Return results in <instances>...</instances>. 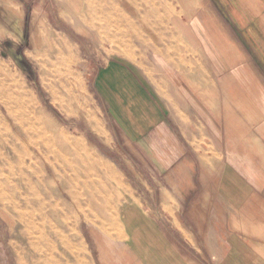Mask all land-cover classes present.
<instances>
[{
  "label": "rangeland",
  "instance_id": "rangeland-1",
  "mask_svg": "<svg viewBox=\"0 0 264 264\" xmlns=\"http://www.w3.org/2000/svg\"><path fill=\"white\" fill-rule=\"evenodd\" d=\"M126 1H87L92 28L77 18L80 0H0V264H29L21 229L41 264H131L118 211L138 193L151 197L158 175L96 92L105 63L138 65L176 115L186 111L189 135L202 130L207 146L220 129L264 170V26L231 17L240 55L211 37L196 45L189 28L202 0Z\"/></svg>",
  "mask_w": 264,
  "mask_h": 264
},
{
  "label": "crops",
  "instance_id": "crops-1",
  "mask_svg": "<svg viewBox=\"0 0 264 264\" xmlns=\"http://www.w3.org/2000/svg\"><path fill=\"white\" fill-rule=\"evenodd\" d=\"M202 1L189 28L198 47L208 48L211 37L239 53L244 42L234 20L241 12L252 15L245 27L264 26V0ZM95 88L125 140L158 175L151 197L138 193L118 211L131 264H264V170L254 168L246 144L243 151L236 139L224 143L220 129L207 146L202 130L189 135L186 111L176 115L136 64L105 63Z\"/></svg>",
  "mask_w": 264,
  "mask_h": 264
},
{
  "label": "bare ground",
  "instance_id": "bare-ground-1",
  "mask_svg": "<svg viewBox=\"0 0 264 264\" xmlns=\"http://www.w3.org/2000/svg\"><path fill=\"white\" fill-rule=\"evenodd\" d=\"M80 1L82 2L83 7H84L85 6V2H86V5H88V2L87 1H89V0H80ZM104 1H106L105 4L108 5V6H110V7L113 6V5L115 6V0H104ZM117 1H119L118 3L122 6V8L127 7L126 6L127 5L126 4L127 3L126 0H117ZM89 5L93 9V10L91 9L89 12L87 10H84L83 7H80V6L79 7L78 6H75V8H76L77 15H78L77 18L82 19L83 23L91 25V24H93L92 23L93 18H95L97 14H96V11L94 9L95 8L94 7L95 6V3H92L91 2V4H89ZM92 28H94V26H92ZM96 30L98 31V29H96ZM8 114H9L8 116L11 115V113H9V112H8ZM19 132L20 131H18V133ZM22 136H24L23 137V141L24 142H27V141L28 142H31V138L28 135L26 136L24 134ZM47 145L50 146L49 144H47ZM49 149H50V147H48V150ZM34 151L37 152L39 156H41L42 149H41L40 146L39 147L36 146L34 148ZM48 163H51V162L48 161ZM51 172L52 171H50V173ZM55 172H56V170L54 171V173ZM104 173H105V175L107 174L106 172H104ZM20 237L23 238V241H24V242H22V240H21L20 246H22V247L25 246V248H23L24 249L23 250V253H24V257H25L26 262H29V264H41V262H42V260H41L42 259L41 258L42 257V253L39 250L36 249V242L33 240V237L30 236V232L27 229H21V231H20ZM76 253H72V257L77 258V256H76L77 254ZM18 259L21 262V256H20V254H18Z\"/></svg>",
  "mask_w": 264,
  "mask_h": 264
}]
</instances>
